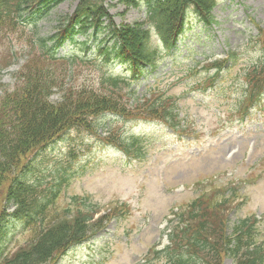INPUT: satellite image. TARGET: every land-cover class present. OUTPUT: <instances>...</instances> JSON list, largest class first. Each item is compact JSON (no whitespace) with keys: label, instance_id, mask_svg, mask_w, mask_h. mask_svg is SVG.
Instances as JSON below:
<instances>
[{"label":"rangeland","instance_id":"obj_1","mask_svg":"<svg viewBox=\"0 0 264 264\" xmlns=\"http://www.w3.org/2000/svg\"><path fill=\"white\" fill-rule=\"evenodd\" d=\"M76 3L65 0L24 28H0V95L19 84L17 75L28 59L38 54L44 57L41 38L54 34L57 21L71 14ZM108 12L116 24L139 23L145 17V6L111 3ZM211 17L209 24L198 23L187 13L175 49L170 54L160 50L162 58L155 68L145 69L136 82L137 97L175 102L181 136L139 112L143 115L127 120H100L108 125L113 120L125 135L144 136L147 148L141 160L126 159L84 131H73L42 152L45 164L64 166L62 172L69 181L47 213V221L72 210L73 195L88 197L87 207L96 205L98 214L111 208L109 204L125 207L103 230L68 248L52 264H143L147 259L164 264L163 258L153 260L149 252L167 243L165 226L171 208L182 210L202 192L225 185L239 189L225 211L228 226L253 214L260 219L262 235L258 237H264V90L254 107L239 110L245 72L255 64L260 66L263 59L256 42H260L257 29H264V0H216ZM156 45L162 49L153 39L152 46ZM70 48L66 43L57 54L64 55ZM227 54L231 60L224 70H206L212 60ZM51 68L60 70L58 62ZM82 69L66 83L78 85L93 79L89 64ZM123 69L116 65L112 72L122 75ZM70 148L74 152L68 159ZM7 185L8 180L0 187V210ZM28 229L10 222L2 251L12 253L28 243ZM223 264L232 261L225 258Z\"/></svg>","mask_w":264,"mask_h":264},{"label":"trees","instance_id":"obj_2","mask_svg":"<svg viewBox=\"0 0 264 264\" xmlns=\"http://www.w3.org/2000/svg\"><path fill=\"white\" fill-rule=\"evenodd\" d=\"M63 1L0 0V28L6 25L16 30L25 11H49ZM129 2L77 0L73 12L57 21L52 46L40 40L44 57L38 54L28 59L17 75L19 84L0 95V187L8 180L0 210V236L8 218L34 227L32 239L11 255L3 258L0 246V264H49L70 245L101 228L108 214L93 218L85 202L78 201L77 197H71L75 204L72 213L48 222L46 214L63 180L48 182L49 186L43 188L42 180L33 175L34 163L23 162L24 157L30 152H39L42 146L67 131L96 130V120L107 112L125 114L127 108L120 90L134 94L132 81L112 77L106 66L115 62L126 64L133 76L141 74L159 55L157 48L150 44V30L169 49L183 30L189 10L197 19L210 22L214 7V0H147L144 22L116 24L108 12L109 4L129 6ZM76 34L86 38L76 42L78 52L69 57H56L57 47L65 40L73 41ZM89 35L97 43L93 52L92 45L87 44ZM100 35L103 36L98 41ZM57 62L60 70L55 71L51 66ZM84 63L94 67L96 81L67 84L65 80L76 76ZM248 82L252 83L251 77ZM55 93L59 97L53 101L51 96ZM153 104L150 103L148 110L156 113L163 109ZM161 113L166 118L173 117L166 109ZM134 141L137 142L133 140L131 146L121 140L115 143L131 152ZM198 203L189 215V224L180 228L171 238V245L158 253L163 255L166 264H223L224 258L231 259L233 264H264V242L255 240L256 218L240 217L228 226L225 211L229 199L220 193L201 198ZM10 207H13L11 212Z\"/></svg>","mask_w":264,"mask_h":264}]
</instances>
